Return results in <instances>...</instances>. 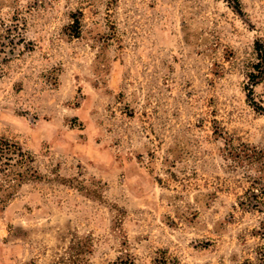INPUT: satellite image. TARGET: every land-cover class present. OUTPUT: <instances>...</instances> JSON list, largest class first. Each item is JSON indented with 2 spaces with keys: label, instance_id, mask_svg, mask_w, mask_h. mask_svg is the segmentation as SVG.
<instances>
[{
  "label": "rangeland",
  "instance_id": "1",
  "mask_svg": "<svg viewBox=\"0 0 264 264\" xmlns=\"http://www.w3.org/2000/svg\"><path fill=\"white\" fill-rule=\"evenodd\" d=\"M237 1L0 0V137L42 176L0 209V264L74 235L91 264H264V0Z\"/></svg>",
  "mask_w": 264,
  "mask_h": 264
},
{
  "label": "trees",
  "instance_id": "2",
  "mask_svg": "<svg viewBox=\"0 0 264 264\" xmlns=\"http://www.w3.org/2000/svg\"><path fill=\"white\" fill-rule=\"evenodd\" d=\"M239 7L237 0H233ZM23 40L19 32V25L6 24L0 19V73L1 63L15 55L16 46ZM257 49L262 53L261 46ZM263 58V54L261 55ZM261 72V71H260ZM42 178L37 168L33 165V156L22 149L18 142L0 137V209L10 201L18 189L26 182ZM91 239L88 236L74 235L67 245L64 254L50 264H91L88 255L91 253ZM33 264V263H30ZM108 264H136L130 256L118 257ZM157 264H179L176 259L163 258Z\"/></svg>",
  "mask_w": 264,
  "mask_h": 264
}]
</instances>
